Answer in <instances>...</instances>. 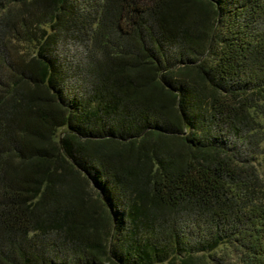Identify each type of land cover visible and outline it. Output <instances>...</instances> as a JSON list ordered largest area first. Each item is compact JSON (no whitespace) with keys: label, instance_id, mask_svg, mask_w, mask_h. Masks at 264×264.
Listing matches in <instances>:
<instances>
[{"label":"trees","instance_id":"trees-1","mask_svg":"<svg viewBox=\"0 0 264 264\" xmlns=\"http://www.w3.org/2000/svg\"><path fill=\"white\" fill-rule=\"evenodd\" d=\"M263 155L264 0H0V264H264Z\"/></svg>","mask_w":264,"mask_h":264},{"label":"rangeland","instance_id":"rangeland-1","mask_svg":"<svg viewBox=\"0 0 264 264\" xmlns=\"http://www.w3.org/2000/svg\"><path fill=\"white\" fill-rule=\"evenodd\" d=\"M61 130L59 131V133L61 132ZM259 163L261 164L260 167H261V171H262V176L264 177V155L261 159H259Z\"/></svg>","mask_w":264,"mask_h":264}]
</instances>
